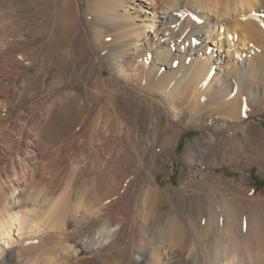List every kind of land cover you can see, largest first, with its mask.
<instances>
[{
	"label": "bare ground",
	"instance_id": "1",
	"mask_svg": "<svg viewBox=\"0 0 264 264\" xmlns=\"http://www.w3.org/2000/svg\"><path fill=\"white\" fill-rule=\"evenodd\" d=\"M50 1L13 0L0 12L14 22L24 49L12 59H4L0 54V112L3 113L0 118L6 120L12 116L10 107L17 108L16 111L22 109L11 124L0 129V214H5L4 218L0 215V235L7 232L11 236L15 220L19 221V234L26 233L28 228H37L43 244L28 250L48 256L49 264H114L117 258L132 253L134 248L138 256L130 257L131 264H264V198L256 196L254 191L215 180L211 184L209 181L195 184L196 193L192 196L186 189L175 194L153 183L157 168L152 171L146 162L117 163V152H113L111 145L120 144V139H111L106 133L111 130L115 137L120 132L117 129L123 128L120 127L121 115L115 108L121 96L119 87L102 85L105 88L102 89L99 82L91 88L95 94L92 97H98L103 104L100 108L98 105V122L92 129L95 131L91 141L92 161L88 160L90 163L82 167L81 173L87 179L78 202L74 201L71 191L57 194L64 170L60 161L75 159L83 145V140L75 137L78 132L74 125L77 116H83L87 110L86 103L76 108L79 111H75L74 117L68 118L69 113L64 108L67 103L60 99L39 101L31 106L21 102L29 86L24 80L26 70L37 66L34 76L37 88L42 89L47 87L53 72L50 82L57 90L67 79L64 74L77 69L85 56L84 50L90 47L95 50L103 43L98 58L101 62L109 60L119 78L135 81L144 73L146 86L141 90L155 97L151 101L147 98L155 111L161 112L157 109L162 107L165 116H172L173 120L179 121L189 114L188 120L194 121L199 115L224 110L226 119L242 123L250 113L246 106L255 110L264 106V0H65L69 8L62 13L60 7L51 5ZM84 10L91 16L84 22L85 34L77 24L79 19L76 20ZM182 10L190 11V15ZM62 17L63 26H59ZM63 30L67 34L65 39ZM145 30L155 34L159 43L152 42ZM109 37L111 42H103ZM143 44L150 47L145 49ZM155 44L158 46L154 49ZM151 49L155 52L150 63L149 58L142 56ZM169 60L176 62L177 67L155 79L157 65ZM94 61L90 62V67ZM84 63L81 62L82 67ZM86 73L82 71L81 76ZM68 95L71 99L68 97L69 101H65L73 105L77 99L74 91ZM36 97L35 91L30 98ZM156 115L155 135L157 141L161 137L162 140L155 146L160 151L170 150L178 131L170 123L163 127L162 114ZM110 119L115 126L107 125ZM58 124L67 136L52 146L50 140L42 138L41 132L43 129L52 132ZM206 130L207 140L197 141L200 152L209 149L221 136L213 127ZM240 131L246 136L250 134L245 128ZM260 134L264 136V131L260 130ZM244 156L252 163L257 162V156L254 160L247 154ZM143 176H146V184L139 196L142 209L133 215L119 211L107 216V209L123 200L131 184ZM90 188H98L103 193L102 206L90 200ZM173 198L179 203L189 198L191 205H196V211L191 210L186 217L183 212L175 213ZM165 203L170 204V208L163 213L160 209ZM16 208L20 211H15ZM70 220L79 225L75 239L58 242L55 247L49 245L57 238L56 233H65ZM95 221L103 223L91 231ZM127 223L132 224L133 232H127ZM140 223L154 227V235L147 238ZM5 243L13 244L7 239ZM1 250L0 264L15 261L14 250ZM79 250L83 256L76 254ZM116 250H120L117 258H110ZM54 254L65 258L55 261ZM176 257H179L177 261ZM34 262L28 258L20 264Z\"/></svg>",
	"mask_w": 264,
	"mask_h": 264
},
{
	"label": "rangeland",
	"instance_id": "2",
	"mask_svg": "<svg viewBox=\"0 0 264 264\" xmlns=\"http://www.w3.org/2000/svg\"><path fill=\"white\" fill-rule=\"evenodd\" d=\"M9 1L12 2L13 0H0V12L4 10L5 8L9 7V4L11 3ZM57 1L58 3H56ZM50 2H51V5H56L57 8L60 7L59 9L61 10V13L65 9L69 8L68 6L65 5V0H51ZM130 6L133 7L134 4H131ZM131 11L133 12V10ZM182 11L190 15V11L188 10H182ZM81 14L83 15V17ZM81 14L78 17L76 16V20L79 19L77 21V24L81 28V30H84L83 32L85 34L86 25L84 22L90 20L91 16L86 15L88 14V10L87 11L84 10V12ZM138 23L140 22H137V24ZM59 26H63V17L59 21ZM62 32H63V38L65 39L64 36L67 35L66 31L63 30ZM145 32L152 39V42L157 41V39L155 38V34L153 33L149 34L148 30L147 31L145 30ZM16 41H18L19 43ZM21 42H23L21 33L15 31L14 22L11 20L10 16H5L4 14L1 13L0 14V54L1 55L3 54L2 57L4 59L6 58L12 59L13 57H15L16 54L23 52L24 49L21 48V46L23 47V43ZM103 42H111L110 37L107 39H104ZM38 43L41 44L42 39H40ZM157 43H159V41H157ZM98 46L99 47L95 48V50L93 47H90V46L89 47L91 49L87 48L84 50L85 52L84 54L85 56L86 55L87 56L85 58V61H84L85 56L83 57L81 61H79L80 64H78V67H77L79 71L77 69H74L73 73L70 72L72 75L70 73L68 74L65 73L68 75L67 76L64 74L65 78L67 79L63 84L58 86L57 90L54 89L55 88L54 84L50 82V80H53V72H51L49 81L47 82V87L42 89L40 87L37 88L38 85L36 84V79L34 76L38 69L37 66H32L31 69L25 71L24 80H25V83L29 86H28V89L24 92L25 94H24V97L21 98V102L25 103L26 106H31L34 103L37 104L39 103V101L49 100V102H54L57 99H60L64 101V103H67L66 106H64V108H66L67 113H69L68 115V118H69L70 116L74 117L75 111L76 112L79 111V109H76V108L81 107V105H85L82 103H86L85 108L87 110L84 112L83 116H77L78 119L77 118L76 120L74 119L75 120L74 127L76 129L75 131L76 133L78 132L77 134L75 133L76 134L75 137H77L78 140H81V141L83 140L82 141L83 145L82 147L78 149V151L79 150L80 151L78 152V156L75 159L69 162H66L65 160L60 161L61 164L64 165V170L61 174L62 179H61L59 192L57 194L58 196L64 193L65 190L66 191L68 190V191H71V194L73 193L74 198H75L74 201L78 202L80 200L82 193L84 192L87 178L84 173H81L83 169L82 167L92 161L91 159L93 157V151L91 147V141H93L95 137V136H92L95 133V131L92 129H94L93 126H97V122H98L97 119L100 113L98 109L103 104V101H101V99H99L98 97H96L95 99L93 98L95 94H94V90L91 88H95V86H97L98 83L100 82L99 85L101 86V88H102V85L103 86L105 85L104 87L106 86L111 87V85H113L116 88L119 87L120 89L119 91L121 93V96L115 102V108L117 109L119 115H121L120 119L122 118V121L120 120L122 123V124L120 123V125L122 126L120 127L121 128L123 127V128L117 129L120 132H122V135L120 132H118L119 134L117 133L116 134L117 136L114 137L113 135L114 133L111 130L107 131L106 133V135L110 137L111 139L118 138L120 139L119 143L120 144L122 143L121 146L120 144H117V143H113L111 145V148L115 149L113 150V152L114 151H115L114 153L117 152L115 155H117L118 164L121 163L125 165L129 162L130 163H133V162H144L145 163L146 162V164H149V168L152 171L154 170V168H157V171L154 172V177L156 179L155 180L156 182H153V183L155 185L156 183H158L166 191L171 190L175 194H178L179 191L186 189L188 191V195L192 196L193 194L196 193L195 184L203 185L208 181H209L208 183L211 184L215 180H220L222 182L224 181L228 182L227 184L234 183L236 185L237 184L241 185L243 186V188L254 191L256 196L264 198V142L262 143V141L264 140V136H261L260 134V130L264 131V106L259 108L258 110L257 109L255 110L252 107L246 106V109L250 113L244 121L245 124L244 122L239 123L236 121H230L226 119L223 115V113H225L224 110L222 111V113L220 111L221 114L219 112L213 113V114L212 112L211 113L209 112L211 115L209 113H206L204 115H199L194 119V121L188 120L189 114H185L183 117H181L179 121L173 120L172 116H165L166 114L162 107L161 108L159 107L157 109V110H161V112L155 111L152 103L148 102L149 101L148 99H150L151 101L155 97L153 98V95L151 93L144 92L141 90L142 88L146 86V80L142 77L144 73H142L141 77L137 78L135 81L133 80L134 82L131 80L126 82L123 78H119L115 74V71L113 70V67L109 60L105 59L104 62H101V60L98 58L99 57L98 53L100 51V48L101 46H104V45L102 43ZM156 46L158 45L155 44L154 49L156 48ZM147 47L149 48L150 45L145 44L144 46L143 44V48L146 49ZM77 52H78L77 55L80 56V49H78ZM154 52L155 50L151 49V51L148 53L144 52L142 57L149 58V62L151 63L154 60ZM96 56H97V60L94 61V59H96ZM90 60L94 61V63H91L92 64L91 67H90V62H91ZM81 62L82 63L85 62L83 67H82ZM160 63L157 65L156 67L157 72L153 76L155 79H159L162 76V74L169 72L170 68L175 69L177 67L176 62L170 61V60L169 62L165 64L164 63L160 64ZM86 64L87 65L89 64V65L87 66ZM90 68H91V71H90ZM75 70H77V72ZM84 70H85V73L86 72L87 73L83 77L81 76V73ZM100 76L103 80H101ZM33 79L35 80L33 81ZM89 79L92 81V83L94 81V83L92 84ZM108 80L109 82H107ZM84 81L86 82L87 86L85 85ZM1 83H5V82L2 81ZM104 87L102 89H105ZM35 91L38 97H36L34 100L33 99L31 100L30 97L32 96L33 93H35ZM71 91H74L75 97L77 98L74 101V103L80 100L77 102L78 104L76 103L77 105L74 103H72L73 105L68 104V101L71 98L69 97V95L67 96V94ZM125 92H127L126 93L127 95L125 94ZM84 93L85 95H83ZM128 93L129 94L131 93V94L129 95ZM123 95L125 99L123 98ZM125 95L127 97H125ZM66 99L68 100L67 102L65 101ZM134 100L136 102H134ZM88 104L89 105L91 104L89 107V110L87 108ZM94 104L96 105L94 106ZM98 105H99V108H98ZM118 105L120 106L118 107ZM132 105H135V106H132ZM58 106L60 107L61 105L58 103ZM137 106H139V108ZM11 108H13L14 110ZM74 108L76 110H74ZM10 109H9V112L12 113V116L6 120H3L0 118V129L5 127L6 124L7 125L9 123L11 124L15 120V118H17L22 112L21 108L18 109V111L20 110L19 112L15 110L17 108L10 107ZM154 111L156 113H154ZM111 112L112 113L114 112V108L111 110ZM2 114L3 113L0 112V115ZM156 114H158L159 116L162 114L163 127H165V124L170 123L178 131V137L175 140L174 142L175 144L173 145V147L170 150H166V151L161 150L163 151V153L160 151L158 147L155 146L157 144L156 142L158 141L160 142V140H162V137H161L160 140L157 141V137H156L157 135H155L157 134L156 129L158 125ZM83 117L85 118L84 120L82 119ZM167 117L168 119L169 118L170 119L168 120ZM107 125L115 126L116 123H114V120L110 119ZM211 127H213V129L218 130L221 133V136L218 138V141L212 143L209 149L200 152L197 146V141L199 142L206 141L207 140V133H206L207 130L206 129L211 128ZM244 128L250 132L248 136L244 135L243 132L240 131L241 129H244ZM237 130H239L240 132L237 134V136H233ZM41 136L42 138L44 137L45 139L47 138V140H50L51 145L54 146V145L59 144L60 143L59 141H62L63 138L66 137L67 135L66 133L63 132L62 127L59 126L58 124L55 130H53L52 132L43 129L41 132ZM259 137L261 138V140ZM89 149L91 150L89 151ZM118 149H120V151ZM118 151L120 152L119 154H118ZM244 153L251 156L253 160L257 156L256 157L257 162L252 163L251 159L249 161L248 158L244 156L245 155ZM90 155L92 157H90ZM145 177L146 176H143L141 177L140 180L133 182L131 184L130 190L127 193L126 197L120 202H118L117 204H115L113 207H110L107 209V216L115 214L119 211L120 213H123L124 211H126V212H129L131 215H133L136 211L142 209L143 205H142V202L139 201L140 200L139 196H140V192L142 188H144L146 184ZM88 194H89L90 200L94 202L96 201V203L99 204V206L105 202L104 200L105 196L103 195V193H101V191L98 188H90ZM173 199H174V207H175L174 212L175 213L183 212L185 213V217H186L188 216V213L191 210L196 211V205L195 204L191 205L192 202L189 200V198H187L184 202H180V203L177 198H173ZM31 207L32 206H30V208ZM169 208H170V204L165 203L161 207L160 211L165 213L168 211ZM15 211H20V209L16 208ZM0 215H1V218L5 217L4 212L1 213ZM102 223H103L102 221L101 222L95 221V223L92 225L91 231H95V229L99 228L102 225ZM139 225L143 227V228L141 227V231L144 233V235L147 238H150L154 235L155 233L154 227L151 228V226L149 225L146 226V224L144 225L142 223H140ZM131 226L132 224L130 223L126 224L125 227H127V232L129 231L133 232V229L131 228ZM18 227H19V221L15 220L13 222V230L11 232V236H9L7 232H5L3 235H0V239H1L0 245L2 246V247L0 246V250L1 249H2L1 251H3L4 249L14 250L15 261L13 263L10 262V264H20L23 260H26L28 258L33 259L35 261L34 262L35 264H49L48 256L41 254V252L40 253H38L37 251L30 252L28 250L31 246L37 247V245L43 244V238H42V235L40 234V230H38L37 228H28L26 233L19 234ZM78 228H79V225L75 221L70 220V223H68V225L65 228L66 229L65 233L64 232L58 233V234L56 233L57 238L52 239V241L49 242L48 244L51 245L52 247H55L57 246V243L61 241H65V242L71 241L72 242L78 233L77 232ZM6 239L10 240V242H13V244L11 243L9 245L8 243H5ZM128 250L130 251V249ZM119 251L120 250H116V252H114L113 256H111L110 258H113V257L117 258V253H119ZM128 253L129 254L125 256L123 255V257L117 258L114 264H131L130 257L138 256L137 250H135L134 248L132 253L131 251ZM76 254L78 255L80 254L79 256H83L80 250L79 252L77 251ZM63 258H65V256H60V254H54L55 261H59V260L62 261ZM104 258L106 259V257ZM175 259H176L175 261H177L179 257H176Z\"/></svg>",
	"mask_w": 264,
	"mask_h": 264
}]
</instances>
